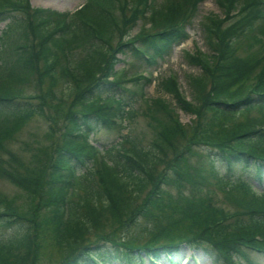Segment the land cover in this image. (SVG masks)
<instances>
[{"label": "trees", "instance_id": "16d2710c", "mask_svg": "<svg viewBox=\"0 0 264 264\" xmlns=\"http://www.w3.org/2000/svg\"><path fill=\"white\" fill-rule=\"evenodd\" d=\"M201 1L162 0L151 7L147 0H86L63 14L30 0H0V22L6 21L0 35V179L19 189L0 197V227L10 229L0 236V264H34L41 211L54 229L61 264H158L162 256L172 260L181 246L203 251L212 264H260L264 192L258 194L250 180L264 178V127L240 129L237 118L264 108V0H214L225 15L205 16L201 24L209 55L198 49L188 56L204 71L189 77L197 106L175 78L161 80L175 106L196 114L189 135L172 104L156 98L146 108L148 145L126 135L99 152L84 138L134 118L118 96L125 88L117 55H129L137 66L164 59L188 38ZM138 21L141 28L131 35ZM132 81L140 95L151 82L141 75ZM37 116L50 121L48 142L14 166L13 155L4 158L3 152ZM215 190L233 210L213 205ZM127 212L126 222L137 229L132 238L108 233L87 241L106 218L126 223ZM141 216L146 237L153 232L144 243Z\"/></svg>", "mask_w": 264, "mask_h": 264}, {"label": "rangeland", "instance_id": "374dc122", "mask_svg": "<svg viewBox=\"0 0 264 264\" xmlns=\"http://www.w3.org/2000/svg\"><path fill=\"white\" fill-rule=\"evenodd\" d=\"M162 0H152L159 4ZM86 0H30V4L35 8H49L56 12L61 13H72L80 8ZM150 5L151 7L153 5ZM238 6L236 7V10ZM213 16L218 19L224 18L225 12L219 7L214 0H202L199 3L198 10L194 18L191 20V24L188 28V38L181 44L175 46L171 51L170 55L164 59L156 60L153 65L140 64L137 66L131 60L130 56H124L118 54L120 61L116 65V70L122 71L121 77L126 81L123 83L125 91L118 93L119 98L125 99L126 109H132L134 112L133 119H126L122 122L121 126L116 125L113 127H102L97 130L93 136H90L100 148L106 149L112 144H118L124 140V137H139L142 140L143 145H148L152 138L151 128L148 125V122L151 120L149 116L145 115L147 112V105L150 104L151 100L156 98H163L166 102L172 104L173 109L176 111V116H178L180 122L184 125L187 130V135H189L190 125H195L197 120L196 114L191 112H185L181 110L178 106H175V103L170 95L166 94L163 89H161V80L165 78L175 77L178 81V84L182 90L183 95L187 100H191L194 105H198L199 101H196L192 95L189 83L190 75H200L202 72L201 67L193 66L188 63V56L190 54H195L196 50L201 49L205 54L209 55L208 46L204 39V30L202 28V22L205 19V16ZM141 22L138 21L137 25L133 29V34H135L141 28ZM6 21L0 22V35L5 27ZM117 37V34L115 35ZM239 55H243L244 51L242 48L238 49ZM141 72H147V76L152 77L151 83H149L143 90V94L140 96V90L138 87L134 86V81L132 78ZM46 83L43 85V90ZM65 86L61 83L56 86V91H60ZM38 90V89H37ZM27 93H32L31 89H26ZM117 95V94H116ZM48 113V112H47ZM258 117L259 120L264 122V108H253L246 112L245 116H239L237 120L241 123V128H246L247 125L255 127L257 123L255 117ZM50 122L47 118L34 117L27 125H25L16 136L8 143L7 152H3V157L7 158L8 154H12V162L15 161L14 166L20 165L21 163H26L31 159L32 151L35 147L38 148L40 144H46L48 138H46L45 133L48 131V123ZM92 142V141H89ZM182 142V141H181ZM91 144V143H90ZM128 145V144H126ZM98 146V147H99ZM127 147V146H126ZM240 171H237V174ZM250 177L252 178V173L249 172ZM256 192L259 194L264 192V178L261 182H258L256 179L250 180ZM212 185H206L203 189H210ZM164 189V187H162ZM212 189V188H211ZM168 190V189H167ZM172 196H176L178 190H170ZM190 188L187 187L186 193L190 194ZM19 189L8 179H0V197L6 196L10 197L14 194H17ZM169 192V191H168ZM213 205L216 207H223L226 210H233L234 206L230 200L224 198L223 193L220 190L212 191ZM170 193V192H169ZM173 203L175 200L173 199ZM168 214V212H167ZM48 214L45 211H41L37 217V226L41 227V247L34 264H61V255L58 246H56L54 229L46 218ZM129 218V212L125 215L123 222L127 221ZM170 218V217H169ZM112 222L109 219H105L100 223V225L93 230V232L88 236L87 241L93 242V240H98V238H103L106 234H112L115 238H125L128 240V237H131V232H135V227L132 226V222H126L123 225L118 226V224H111ZM139 224L142 226V235L139 240L140 243L148 241L153 232H149V236L146 237L147 232L145 233L144 226L146 224L142 216L138 219ZM129 228V230H127ZM127 230L124 232V230ZM9 227H0V236H5L9 233ZM126 234V235H125ZM124 236V237H123ZM96 238V239H95ZM109 243V241L107 242ZM191 251L187 246H181L177 251L173 253L172 260H168L165 256H162L159 260V264H212L211 259L201 250H197L195 253V258H191ZM257 261L260 264H264V255L257 256ZM147 262V261H146ZM111 264H123L122 262H112ZM146 264H152L151 262Z\"/></svg>", "mask_w": 264, "mask_h": 264}]
</instances>
